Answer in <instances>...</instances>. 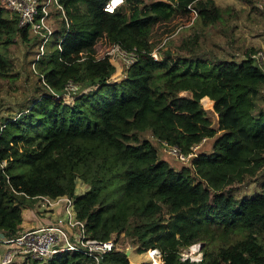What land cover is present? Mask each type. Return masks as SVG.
<instances>
[{
  "label": "trees",
  "instance_id": "1",
  "mask_svg": "<svg viewBox=\"0 0 264 264\" xmlns=\"http://www.w3.org/2000/svg\"><path fill=\"white\" fill-rule=\"evenodd\" d=\"M107 1L58 0L68 29L54 33V49L35 65L44 93L0 132V165L8 162L0 167V232L7 239L23 233L22 208L34 207L32 198L68 195L89 236L124 235L137 254L160 249L164 264H264V184L253 198L237 199L233 188L264 169V71L254 50L240 63L211 66L169 50L157 61L156 25L192 16L191 7L206 28L222 21V10L213 0H125L109 14ZM13 13L0 0L2 78L13 72L7 50L31 35ZM115 43L145 53L120 72L101 58ZM68 81L79 90L63 96ZM205 97L215 101L216 124ZM145 133L185 155L203 139L214 146L177 170ZM78 179L89 186L82 196ZM199 242L203 261L182 262L180 250ZM103 263L132 264L123 250ZM48 264L93 262L66 253Z\"/></svg>",
  "mask_w": 264,
  "mask_h": 264
},
{
  "label": "rangeland",
  "instance_id": "2",
  "mask_svg": "<svg viewBox=\"0 0 264 264\" xmlns=\"http://www.w3.org/2000/svg\"><path fill=\"white\" fill-rule=\"evenodd\" d=\"M213 1L222 10V21L214 26L204 28L198 20L193 21V16L195 19L193 12V15L190 17H178L169 23H161L154 27L151 33L152 41L156 45V49H159V61L163 59L164 54L168 50L172 52V56L175 59H199L208 61L211 66L226 61L240 63L244 59L246 52L252 50L250 47L251 42L257 40L254 32H264V0ZM50 13L52 17L51 25L53 24L54 27L56 25L57 30L67 28L61 12L54 4L50 7ZM13 15L15 16L14 13ZM183 38H186V44L182 48L183 43L181 42ZM54 43L55 38L53 37L46 45V51L53 50ZM38 47L37 38L30 35L28 41L19 39L7 50V56L13 65V72L7 78L0 77V132L6 122L16 120L33 100L40 98L44 93L39 83V73L35 69L36 66H34ZM118 69L121 72L125 68L123 65H118ZM159 81L161 79L157 80L156 83ZM202 104L206 110V108H212L214 103L212 107H207L205 103ZM262 105V103H259V106ZM207 111L216 124L218 121L217 114L212 110ZM142 138L151 139L159 152V158L169 162L175 169L179 170L183 165L192 166L191 162L183 164L175 157L164 153L162 146L151 137L150 133L143 134ZM207 143L206 149L202 147L200 151L208 153L213 150L214 140H209ZM76 183L77 195H84L89 186L80 179ZM263 184L264 169L257 176L247 177L243 183L234 184L233 188L238 190L234 195L237 199L244 197L253 198L262 193ZM228 188L230 186L226 187V190ZM34 209H36L37 213ZM38 212L39 210L36 205L34 207L26 206L22 208L23 230L31 226L49 225L52 223L49 219L40 216ZM43 213L45 214L46 212ZM237 237L234 236V239ZM117 242L120 250L131 251V248L134 247L124 238V235L118 237ZM0 249H2L1 253H3L4 248ZM139 255L143 254H137L136 251L131 254V256ZM15 264L34 263L32 261L24 262L18 260Z\"/></svg>",
  "mask_w": 264,
  "mask_h": 264
},
{
  "label": "built area",
  "instance_id": "3",
  "mask_svg": "<svg viewBox=\"0 0 264 264\" xmlns=\"http://www.w3.org/2000/svg\"><path fill=\"white\" fill-rule=\"evenodd\" d=\"M3 2L18 16L19 26L29 29L30 34L40 40L38 54L34 62L35 66L44 57L46 45L55 33L51 25L50 7L52 4L60 10H62V7L58 0H3ZM124 5L125 0H108L104 6V11L114 14ZM189 9L194 12L196 18V11L191 7ZM158 51L159 49H155L151 53V56L157 61H159ZM141 53L145 52H139L136 48L128 49L120 43H115L102 53L101 58H109L111 61L128 69L139 60ZM252 58L259 66H263V51L252 55ZM78 90L79 86L76 83L68 81L64 88L63 96H71L77 93ZM53 95L60 98L55 93ZM207 141L208 139H203L199 145L192 148L191 153L186 155L178 147L169 145L167 142H160V145L163 152L167 155L175 157L183 164H189L190 162L192 164L198 157L201 147ZM7 163V161H3L0 165L1 169L4 170L7 167ZM32 199L36 201L39 211L47 213L57 210L58 218L49 225L32 228L16 238H0V248H4V252L0 253V264H15L18 260L48 264L57 255L66 253L82 255L92 260L93 264H104L103 261L107 255L115 250H120L116 235H113L107 241L89 236L86 223L77 217L76 199L74 197L68 195L56 198L38 196ZM136 249L134 247L131 248L130 255L127 257L128 260H130L131 254ZM124 252L126 254L127 250ZM145 254L149 255L150 260L144 262V264H164V255L160 249H149L143 253V255ZM179 257L182 262L201 263L203 261L202 243L199 242L187 248H182L179 252Z\"/></svg>",
  "mask_w": 264,
  "mask_h": 264
},
{
  "label": "crops",
  "instance_id": "4",
  "mask_svg": "<svg viewBox=\"0 0 264 264\" xmlns=\"http://www.w3.org/2000/svg\"><path fill=\"white\" fill-rule=\"evenodd\" d=\"M156 1H159V0H149V1H145L146 3H153V2H156ZM61 6V5H60ZM62 7V10H60V9H58L60 12H61V15H62V17H63V19H64V22L66 23V25H67V19H66V14H65V11H64V8H63V6H61ZM53 20V19H52ZM54 22V21H53ZM54 24H55V22H54ZM190 26V25H189ZM52 27L54 28V30H55V32L57 31V28H56V25H55V27L53 26V24H52ZM185 27H187V26H185ZM67 29H68V25H67ZM255 34H256V36H257V40L255 41H253V42H251V45H250V47H251V49L252 50H254V53H253V55L254 54H256L257 52H259V51H263L264 52V32H254ZM252 50H249V52L250 51H252ZM248 52V51H247ZM119 65V64H118ZM258 65V64H257ZM259 66V65H258ZM261 67V66H260ZM262 69H263V71H264V62H263V66L261 67ZM209 99L210 101H212V103H214L213 104V107L212 108H206V110H214V105H215V101H213L212 99H210L209 97H205L204 99ZM204 99H202V101L204 100ZM260 100V103H262L263 105H262V107L264 106V102H263V99H259ZM261 100H262V102H261ZM201 103H204V102H201ZM203 105V104H202ZM208 142V141H207ZM205 143L202 147H205V149H206V147H207V145H208V143ZM201 147V148H202ZM201 150V149H200ZM34 211L37 213V211H36V209H34ZM44 212V211H43ZM43 212H41V210L38 212L39 213V215L40 216H42V217H44V218H47V219H49L50 220V222H54L57 218H58V211L56 210V211H54V212H47V213H43ZM40 224V223H39ZM42 225H45V224H41V225H36V226H31L30 228H28V229H24L23 230V228H22V230H23V232H26V231H28V230H30V229H32V228H36V227H40V226H42ZM1 251H2V249H0V253H1Z\"/></svg>",
  "mask_w": 264,
  "mask_h": 264
},
{
  "label": "bare ground",
  "instance_id": "5",
  "mask_svg": "<svg viewBox=\"0 0 264 264\" xmlns=\"http://www.w3.org/2000/svg\"><path fill=\"white\" fill-rule=\"evenodd\" d=\"M150 260L149 255L148 256H130V261L132 264H141L144 262H147Z\"/></svg>",
  "mask_w": 264,
  "mask_h": 264
},
{
  "label": "water",
  "instance_id": "6",
  "mask_svg": "<svg viewBox=\"0 0 264 264\" xmlns=\"http://www.w3.org/2000/svg\"><path fill=\"white\" fill-rule=\"evenodd\" d=\"M4 237L5 235L0 232V238H4ZM129 255H130V250L126 252V256L129 257Z\"/></svg>",
  "mask_w": 264,
  "mask_h": 264
}]
</instances>
